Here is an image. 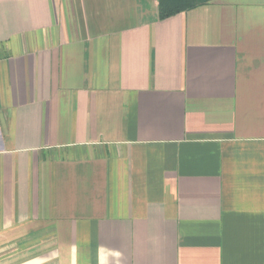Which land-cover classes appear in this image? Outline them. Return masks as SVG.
<instances>
[{
	"label": "crops",
	"instance_id": "0c3cea01",
	"mask_svg": "<svg viewBox=\"0 0 264 264\" xmlns=\"http://www.w3.org/2000/svg\"><path fill=\"white\" fill-rule=\"evenodd\" d=\"M0 264H264V0H0Z\"/></svg>",
	"mask_w": 264,
	"mask_h": 264
},
{
	"label": "trees",
	"instance_id": "16d2710c",
	"mask_svg": "<svg viewBox=\"0 0 264 264\" xmlns=\"http://www.w3.org/2000/svg\"><path fill=\"white\" fill-rule=\"evenodd\" d=\"M158 3V18L165 20L187 10L205 5L211 0H155Z\"/></svg>",
	"mask_w": 264,
	"mask_h": 264
}]
</instances>
